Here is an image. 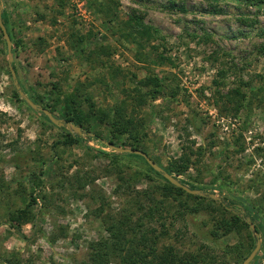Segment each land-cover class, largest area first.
Instances as JSON below:
<instances>
[{"label": "rangeland", "instance_id": "rangeland-1", "mask_svg": "<svg viewBox=\"0 0 264 264\" xmlns=\"http://www.w3.org/2000/svg\"><path fill=\"white\" fill-rule=\"evenodd\" d=\"M0 4L18 45L13 55L17 79L32 95L47 97L53 85L63 93L78 86L108 108L122 99L133 103L127 95L147 75L162 78L161 96L136 111L146 122L143 150L166 167L182 151L204 148V156H194L187 173L174 177L178 181L193 177L216 197L251 203L264 237V55L259 52L264 45V4L250 6L244 0H0ZM132 12L159 30L163 40L154 44L168 61L137 60L147 49L122 37ZM80 37L83 53L80 47L72 48ZM2 40L0 36V264H81L89 258L91 246L108 237L111 222L122 216H129L132 223L143 218L149 205L140 210L136 192L149 185L140 181L131 184L134 189L119 191L116 185L119 177L147 167L134 158L120 167L109 163L100 153L112 150L87 136L73 146L59 144L66 129H58L13 98ZM237 91L245 97L236 98ZM238 99L242 110L232 117L226 110L234 109ZM99 130L108 142V128ZM205 166L212 168L211 174ZM36 177L42 185L31 202ZM222 181L228 187L221 189ZM193 203L187 201L189 206ZM131 228H126L128 233ZM210 228L205 214L181 217L176 212L155 215L145 225L149 237H159V251L172 247L179 255L200 253L206 259L217 257L219 264H238L237 255L247 250V231L214 244L207 238ZM259 238L261 248L251 264H264ZM109 249L108 264H121V253Z\"/></svg>", "mask_w": 264, "mask_h": 264}, {"label": "trees", "instance_id": "trees-1", "mask_svg": "<svg viewBox=\"0 0 264 264\" xmlns=\"http://www.w3.org/2000/svg\"><path fill=\"white\" fill-rule=\"evenodd\" d=\"M244 1L250 6L264 4V0ZM1 17L12 41V45L14 44L12 47V54L15 55L17 54L18 45L15 43V40L12 38L9 31L7 14L3 11ZM122 29V37L126 42L134 44L138 49H147L148 52L144 55L145 57L138 53L136 58L139 62L148 60L151 62V59L158 63L168 61L165 56L159 53V45L154 44L162 39L159 30L144 24L140 15L132 12L124 23ZM0 36L1 38L3 37L2 33ZM2 41L6 46L4 39ZM75 43L76 44L73 45L72 48H79L80 45L83 44L82 38L80 37ZM80 48L81 53L85 52L83 47ZM259 52L264 55V45L260 47ZM12 66L17 75L15 63H12ZM20 86L23 92L34 103L48 109L53 114H58L59 117L65 121L71 122L80 127L90 140L101 143L103 138L102 132L99 128L106 127L108 128L110 136V139L108 140L110 144L119 146V143H124L126 145L125 147L141 150L143 152H145L143 150L145 146L144 142L148 136L146 122L144 118L139 117V113L136 111L147 106L148 102H154L161 96L164 89L162 78L155 74L147 75L135 83L133 90L127 95L132 99L133 103H129L122 99L110 107L105 108L99 105L88 92L80 89L81 87L79 88L78 86L74 87L73 91L70 93H63L61 90H58L56 85H53L52 91L47 97L32 95L24 89L21 84ZM12 95L16 101L26 105V103L19 97L15 88ZM235 96H239L236 98L245 97L244 94H241L239 91L236 92ZM238 100V104L235 105L234 109L226 110L232 114V117H237L242 110V104L240 103L242 99ZM38 114L48 121L43 114ZM60 130H65V128ZM80 139V136L73 135L66 130L63 141L59 142V144H62L63 146H73L78 144ZM83 146L87 151L93 152V149L86 146L85 143ZM204 153L205 150L202 147L197 148L195 151H192L189 148L188 152L182 151L179 157L169 159L167 166L162 168L175 177L183 175L189 171L191 166H193L194 161L192 158L194 156L197 159L202 158ZM221 154H223V151H220L219 155ZM100 155L109 163L115 164L117 167L124 166L127 158L140 159L145 164L147 167L145 170L134 169L128 176L124 175L119 177L116 189L118 191L131 188L134 189V186H131V184L145 181L149 186L144 191L136 192V196L140 197L139 200L136 201V204H138L140 210H143L144 205L149 206L143 218L138 219L136 221L137 223H132V219L129 216H122V218L116 219V222H111L107 228L108 237L91 246L89 258L86 262L81 264H108L110 260V252L108 251L109 245H111L110 249L121 253V264L221 263V260L217 257L213 256L206 259L203 258L200 253L179 255L172 247H165L163 250L159 251L157 249L159 237H149L148 232L145 230V225L146 222L152 220L155 215L162 216L163 213L170 214V212H176L181 217L185 214L191 216L197 214L207 215L211 224L207 238H209L214 244H218L219 241L226 236H240L244 230L247 231V250L245 253L242 251V253L237 255L236 260L238 264H241L254 249V239L251 235L249 223L254 224L258 235L260 237L262 236V244H264L262 225L259 222V214L256 207L251 203H246L247 201H244L241 198H238L237 200L230 199L227 196L218 197L219 201H215L208 197L190 195L182 189L171 185L162 177V175L150 168L140 156L117 154L113 151H111V153L101 152ZM18 162H16L15 167L19 168ZM204 171L211 174L212 168H206ZM220 176L221 173L215 174L214 180H219ZM179 182L192 190H200L204 193H209L208 188L202 185V182L196 181L193 177H188L187 181L179 180ZM41 185L38 177L32 179V187L29 192L31 202H35L37 195L35 197L33 195H35V192H39V187ZM223 187H228L224 181H222V184L220 185L221 189H223ZM187 201H192L194 203L192 206H189L187 205ZM126 228H131L130 233H128ZM223 252L224 254H227L228 250L224 249Z\"/></svg>", "mask_w": 264, "mask_h": 264}, {"label": "water", "instance_id": "water-1", "mask_svg": "<svg viewBox=\"0 0 264 264\" xmlns=\"http://www.w3.org/2000/svg\"><path fill=\"white\" fill-rule=\"evenodd\" d=\"M2 5L0 4V31L3 35V39L6 44V51H7V65H8V70L12 79L13 86L18 93L19 97L26 103V105L34 112L36 113H41L43 114L48 121L57 127L58 129L65 128L69 133L78 135L80 137L86 136L82 129L76 125H74L71 122H67L64 119H60L56 117L53 113H51L48 109H45L41 107L40 105L34 103L21 89V86L19 84V81L17 79V75L15 70L13 69L12 63H13V54H12V41L10 39V36L8 35V32L2 22ZM88 137V136H87ZM102 145L113 152L117 154H124V155H136L142 157L145 162L149 165L150 168H152L155 172L159 173L162 175L166 181H168L171 185L182 189L186 193L193 195V196H201V197H208L210 199H213L215 201H219V198L216 197L213 194L209 193H204L200 190H192L189 187L181 184L174 176L170 175L167 173L161 166H159L157 163H155L145 152L137 149H132V148H124L120 146H116L113 144H110L107 141H101ZM249 228L251 232L255 235L256 242H255V247L251 251V253L248 255V257L241 263V264H251L252 261L255 259L257 253L260 251L261 248V240L259 238V235L256 231V228L254 224L249 223Z\"/></svg>", "mask_w": 264, "mask_h": 264}]
</instances>
